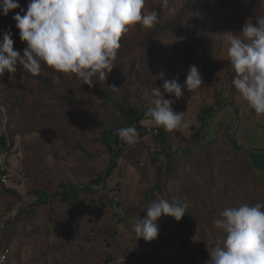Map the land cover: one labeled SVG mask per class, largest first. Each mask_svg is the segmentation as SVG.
Instances as JSON below:
<instances>
[{"label":"rangeland","instance_id":"374dc122","mask_svg":"<svg viewBox=\"0 0 264 264\" xmlns=\"http://www.w3.org/2000/svg\"><path fill=\"white\" fill-rule=\"evenodd\" d=\"M163 0H146L143 11H152ZM189 6L186 17L173 29L153 40L157 52L145 71L143 37L152 29L140 24L129 27L123 37L130 40V50L121 58L120 69L100 80L94 77L91 86L82 83L75 74L57 72L42 64L35 78L17 66L15 73L5 72L0 78V120L9 128L10 144L0 148V166L5 168L7 188H14L25 199L36 200L53 193L61 181L81 186L95 180L110 164L111 153L101 140L105 115L97 116L102 101L98 87L116 94L120 85L130 92L128 102L146 111V97L159 87L172 107L184 112L186 127L179 130L189 136L192 126H198L197 111L217 98L229 101L225 111L217 116L211 135L220 140L215 148L212 172H203L190 162L180 165L174 177L168 178L153 200L144 201V191L156 181L151 164L155 149L150 129L154 124L141 117L147 133L134 144L125 143L122 155L116 157V167L93 193L81 191L75 202L56 201L38 205L33 212L20 215L17 221L6 220L18 212L19 200L0 188V245L9 248L5 264H189L207 261L211 251L222 241L224 233L213 221L225 207L241 203H264V186L254 181H235L232 163L235 160L222 145L226 132L234 131L239 144L254 148L249 151L253 168L264 172V115L252 110L237 91H232L229 74L234 71L227 56L228 38L242 31L246 20L264 15V0H167L159 16L166 21ZM23 15V14H22ZM0 17V39L3 32H13L14 50L26 47L19 39L14 14ZM205 36L197 53V68L203 84L193 92L182 88L179 99L165 93L163 82L178 77L182 85L189 70L186 58L191 40ZM114 62L113 69L116 70ZM112 69V70H113ZM47 78V79H46ZM44 83L48 81L47 86ZM70 89H67L66 85ZM116 88H114V87ZM102 110H99L101 112ZM7 112V116H3ZM237 118L235 119V115ZM102 122V124H101ZM261 149V150H260ZM246 158V157H245ZM235 163V164H237ZM237 166V165H236ZM204 188L211 201L194 204L182 188ZM28 191H30L29 194ZM177 199L187 205L192 219L176 221L161 216L157 223L158 237L150 242L136 238L133 223L146 214L149 204L157 199ZM27 201L22 202L27 203ZM116 204V211L112 203ZM74 205L78 207L73 208ZM134 207L136 210H129ZM72 209V210H71ZM6 226V225H5Z\"/></svg>","mask_w":264,"mask_h":264},{"label":"clouds","instance_id":"9594fccd","mask_svg":"<svg viewBox=\"0 0 264 264\" xmlns=\"http://www.w3.org/2000/svg\"><path fill=\"white\" fill-rule=\"evenodd\" d=\"M146 0H28L26 11L19 0H0V15L20 8L13 20L19 38L26 43L14 50L13 32L7 29L0 39V78L7 71L15 73L22 65L33 76L45 64L57 72L75 74L89 86L94 77L106 79L112 71L121 40L129 27L145 28L158 23L155 10L143 11ZM167 4V0H163ZM227 56L234 69L232 85L258 115H264V16L246 20L239 34L228 38ZM179 78L163 82L165 93L183 96L182 88L193 92L203 84L195 65H190L184 84ZM114 87V86H112ZM116 88V87H114ZM150 105L144 113L150 123L166 131L186 127L184 112L173 109L172 99L161 89H152L146 97ZM119 139L134 144L139 133L135 127L117 129ZM187 205L177 199L160 198L144 209L146 214L133 223L136 238L150 242L158 237V219L170 216L176 221L185 215ZM224 233L222 241L211 251L205 264H264V203L225 207L213 221Z\"/></svg>","mask_w":264,"mask_h":264},{"label":"trees","instance_id":"16d2710c","mask_svg":"<svg viewBox=\"0 0 264 264\" xmlns=\"http://www.w3.org/2000/svg\"><path fill=\"white\" fill-rule=\"evenodd\" d=\"M19 3L22 8L26 11L28 0H19ZM163 6L162 1H160L157 5L156 11L157 13L160 12L161 7ZM190 10V7L185 6L181 13H178L174 17L166 20L161 21L159 13H158V23L150 30H148L144 37H143V44L145 47V71L148 69V66L152 59L154 58L157 48L153 44V40L160 35L170 31L174 27H176L185 17L187 12ZM19 12L21 15L24 12H21L20 8L13 9L10 11L11 14H15ZM264 16V15H263ZM0 17H3L0 15ZM205 36L201 35L197 38L191 40L189 48L187 49L186 58L190 65H195L197 67V53L200 47L203 44ZM17 39L20 40L19 34L17 35ZM21 41V40H20ZM22 42V41H21ZM24 43V42H22ZM131 41L127 40L125 37H122L121 40V47L117 52V56L114 62L117 63L116 70H112L107 76L117 72L120 69V60L124 54H126L131 47ZM26 45V43H24ZM21 66L22 65H17ZM29 76H33L29 72H27ZM235 76V72H231L229 74V80L232 85V79ZM35 78H42L41 75L33 76ZM47 79V78H46ZM115 83L119 84V91L116 92L114 95V91L112 89L104 90L100 87L97 90L102 97L101 103L96 108L97 116L101 117V115H105L106 117L110 118V123L104 122L103 129L101 131V140L104 145L107 146V149L111 153V161L109 166L98 175L95 180H92L89 184L81 185L80 187L76 184H70L69 182L61 181L59 183V188L62 190L57 189L53 193H46L44 195H40L37 189L33 190L32 192L36 194V200L34 203L31 200L25 199L24 195L17 192L14 188H7L1 182V176L6 173L5 168L0 166V188L1 191L5 194H8L12 197L17 198L20 202L18 206V212L15 216L10 219L6 220V226L4 228L8 230L10 224L8 223L10 220L17 221L20 215H27L34 211V209L38 205H50L56 201L61 202H75L81 191L85 193H93L94 186L102 184L103 180L107 179L114 168L116 167V157L122 155V150L125 145V141L121 140L117 136V129L126 127V126H133L135 125L139 137L143 136L147 133L146 127L140 124L141 117L145 116L144 113L146 111L141 110L138 105L130 104L128 99L130 98V92L124 86L120 85L119 80H114ZM44 86H47V82L41 81ZM67 89H70L69 85H66ZM232 91H237L234 86H231ZM230 106L229 101L223 98H217L211 103H207L202 106L196 113V119L198 121V126H192L193 130L190 135L182 136L179 130H173L171 132L166 131L163 127H156L155 125L152 126L150 129V133L152 135L155 149L151 153V164L154 166L156 171V181L155 183L149 187L147 190L144 191V201L146 202L148 199L153 200L158 192L162 190L165 181L170 178L174 177L178 171L180 165H184L190 162L191 166L197 167L203 170V172H212L214 167V156L216 152L214 149L216 148H223L220 147V140L211 135V131L213 130L217 116L225 111V109ZM99 110H102L99 112ZM3 116H7V112L2 113ZM3 117L0 120V148L1 151H6L10 144L11 133L9 132V128L3 123ZM237 118V114L235 115V119ZM222 145L227 147V152L235 158H239L240 155L243 157L244 160L237 163L236 161L234 164L232 163L231 166L234 168V178L235 181H247L252 180L256 185L260 184L264 186V172L256 171L249 158L247 157L249 151L255 150L254 148L243 146L239 144L234 136V131L226 132L223 136ZM261 150V149H260ZM246 157V158H245ZM237 163V164H235ZM237 165V166H236ZM204 188L198 187V189H191L187 186L182 188L184 193H188L192 198V202L194 204H204V202L211 201V193L207 192L202 194ZM28 191L27 194H29ZM27 201V203H22ZM204 201V202H203ZM212 202V201H211ZM78 205H74L72 207L76 208ZM71 209V210H72ZM129 210H136V208L131 207ZM185 220L192 219L194 217L193 214H189L186 210L184 215ZM11 226V225H10ZM6 263V262H5ZM4 263V264H5Z\"/></svg>","mask_w":264,"mask_h":264},{"label":"built area","instance_id":"2783aa9c","mask_svg":"<svg viewBox=\"0 0 264 264\" xmlns=\"http://www.w3.org/2000/svg\"><path fill=\"white\" fill-rule=\"evenodd\" d=\"M7 176L8 174L5 173L1 176V182L2 184H6L7 183ZM9 248L6 245H0V264H4L5 262H7L8 257H9ZM189 264H205V261H195V262H191Z\"/></svg>","mask_w":264,"mask_h":264},{"label":"water","instance_id":"95a60500","mask_svg":"<svg viewBox=\"0 0 264 264\" xmlns=\"http://www.w3.org/2000/svg\"><path fill=\"white\" fill-rule=\"evenodd\" d=\"M112 206H113V209H114V211H115V214L117 213V211H116V204H115V202H113L112 203Z\"/></svg>","mask_w":264,"mask_h":264}]
</instances>
